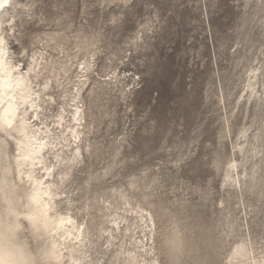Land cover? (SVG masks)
Masks as SVG:
<instances>
[{
    "label": "rangeland",
    "instance_id": "1",
    "mask_svg": "<svg viewBox=\"0 0 264 264\" xmlns=\"http://www.w3.org/2000/svg\"><path fill=\"white\" fill-rule=\"evenodd\" d=\"M8 13L12 62L41 64L35 90L51 101L36 124L60 136L58 211L90 233L89 259L123 264L113 251L141 243V264H264V0H15Z\"/></svg>",
    "mask_w": 264,
    "mask_h": 264
},
{
    "label": "bare ground",
    "instance_id": "2",
    "mask_svg": "<svg viewBox=\"0 0 264 264\" xmlns=\"http://www.w3.org/2000/svg\"><path fill=\"white\" fill-rule=\"evenodd\" d=\"M14 3L15 0L0 3V264H97L87 256L93 244L90 233L86 228L82 229L73 216L58 211L61 193L57 190L67 174L59 171L54 174V166L47 164L60 136L36 124L43 113V105L49 106L51 101V97L45 99L48 96L45 94L47 84L43 89L35 90V79L41 73L35 68L41 64L35 61L27 70L19 69L12 62L3 37L1 18L9 14L8 10ZM75 99L73 97L72 101ZM81 116V109L73 105V125L66 129L75 140L81 134ZM63 120L59 115L57 126L63 127ZM7 139L15 143L17 153L11 160ZM74 151L73 161H77L79 147ZM23 222L34 238L44 240V245L36 252L30 250L21 237L25 229ZM109 223L117 233H121L115 219ZM128 231L126 228L122 232ZM105 232L100 230L97 238ZM107 238L109 246L117 240L112 232ZM134 247L126 251L119 246L112 257L123 259V264H141L139 250L143 245L140 243Z\"/></svg>",
    "mask_w": 264,
    "mask_h": 264
},
{
    "label": "snow or ice",
    "instance_id": "3",
    "mask_svg": "<svg viewBox=\"0 0 264 264\" xmlns=\"http://www.w3.org/2000/svg\"><path fill=\"white\" fill-rule=\"evenodd\" d=\"M4 2V0H0V3Z\"/></svg>",
    "mask_w": 264,
    "mask_h": 264
}]
</instances>
